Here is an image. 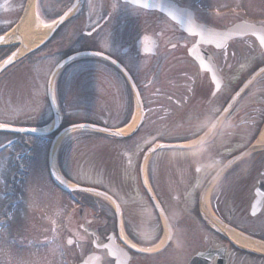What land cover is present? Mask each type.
I'll list each match as a JSON object with an SVG mask.
<instances>
[{
    "label": "flooded vegetation",
    "instance_id": "af4514ba",
    "mask_svg": "<svg viewBox=\"0 0 264 264\" xmlns=\"http://www.w3.org/2000/svg\"><path fill=\"white\" fill-rule=\"evenodd\" d=\"M28 1L38 24L64 15L11 73L44 78L49 121L51 77L49 136L138 118L126 138L98 133L80 180L0 142V264H264V0H20L18 15Z\"/></svg>",
    "mask_w": 264,
    "mask_h": 264
},
{
    "label": "rangeland",
    "instance_id": "374dc122",
    "mask_svg": "<svg viewBox=\"0 0 264 264\" xmlns=\"http://www.w3.org/2000/svg\"><path fill=\"white\" fill-rule=\"evenodd\" d=\"M20 4V0H0V31L4 30L5 27L7 29L10 27L9 31L15 30V20L18 16ZM38 26L43 27L44 22H41ZM14 43L19 47L17 39H15ZM23 62L24 59L18 61L19 64ZM17 67H14L13 64L0 72V88H2L0 93V124L16 127L42 125L49 121L51 117L45 97L44 78L38 77L33 79L29 77L26 81L25 78L24 80L22 78L16 79L11 73L12 71L13 73L16 72ZM97 117L96 115L87 113H68L64 115L66 122L75 120L94 121ZM104 117L109 123H114L111 115ZM10 137V134L0 132V142ZM19 138L37 144L38 161L41 162L42 160L41 163L44 164L50 140H40L38 136H23ZM99 141L101 140L98 134L87 129H79L65 134L56 147L58 164L60 163V158L61 165L66 168L70 176L76 180H80L82 171H94L96 169L95 150L100 143ZM12 148L15 147L12 146ZM68 165H70V168Z\"/></svg>",
    "mask_w": 264,
    "mask_h": 264
},
{
    "label": "water",
    "instance_id": "95a60500",
    "mask_svg": "<svg viewBox=\"0 0 264 264\" xmlns=\"http://www.w3.org/2000/svg\"><path fill=\"white\" fill-rule=\"evenodd\" d=\"M29 6H30V1H28V2H26L24 4L23 10H22V12H21V14H20V16L18 18V21H17L15 27H14L15 28V31L18 29V27L22 23V21L24 19V16H25V14H26ZM61 17H63V19H64V15H62L57 20H60ZM58 24H56L52 28L49 27L48 30H47L46 35L44 36V38H42L41 40H39L31 48H25L24 51H22V52H19L20 47L19 48H16L11 54H9L7 57H5L4 59H2L0 61V71H2L4 68L8 67L9 65H11L14 62H16L17 60H19L26 53L32 51L35 48L36 45L40 44L41 42H43L47 38V36L49 35V33ZM234 27L235 26L227 29L226 31H222L221 32V35H222V37H224V40H227L230 37H233L234 35H236L238 33L237 31L234 32ZM0 37L3 38L4 35H2ZM16 38L18 39V42L22 45V41H23L22 37L17 36ZM13 40L14 39H8V40L5 41L4 38H3L2 40H0V46L11 44ZM13 53H15L16 55L12 58V62L11 63H6V61L8 60V58L9 57H12V54ZM50 80H51V77L49 78V80L47 82V99H48V102H49L50 106L52 107V116H53V124H52V126L49 127V128H47V129H45V128L31 129V128H19V127L7 126L6 128H0V131L12 132V133H16V134H27V135H32V136H45V135H48L49 133H51L57 127L59 117H58V113L53 108V102H52L51 95H50ZM76 125H79V127H73V125L65 127L64 129H62L61 131H59L53 137V139L51 140V143H50V146H49V151H48V156H47V163H48V167H49L50 171L52 170V155H53V150H54V147H55V143H56L58 137L62 133H64L65 131L70 130V129H74V128H77V129H89V130H93V131L105 133V134H107L109 136H112V137L125 138L128 135H130L135 130V127H136V126L132 127L131 128L132 131H129L127 133H123L122 132V129H109V128H104L102 126H97V125L90 124V123H79V124H76ZM117 131H120L121 132V135H119V136H113V135H111V133H114V132H117ZM1 147L2 146H0V148ZM52 176L54 177L53 174H52ZM68 188L71 189V187H68Z\"/></svg>",
    "mask_w": 264,
    "mask_h": 264
},
{
    "label": "bare ground",
    "instance_id": "6f19581e",
    "mask_svg": "<svg viewBox=\"0 0 264 264\" xmlns=\"http://www.w3.org/2000/svg\"><path fill=\"white\" fill-rule=\"evenodd\" d=\"M49 27L44 26V27H40L37 24V21L35 19L34 13H33V3L31 2L25 16L24 19L22 21V23L20 24V26L18 27V29L15 31L10 30L9 32H7L4 35V40H8V39H15L17 36L22 37L23 41H22V45L20 46L19 52L24 51L25 48H31L36 42H38L39 40H41L42 38H44V36L47 33ZM138 118V113L135 112L132 120L122 128V132L123 133H127L129 132V129L133 127L134 123L136 122ZM46 128H49V126H47ZM74 129H70L65 131L56 141L55 144V148L57 146V144L59 143L60 139L67 133L71 132ZM53 167L55 169V171L57 172L56 169V165H55V161L53 159Z\"/></svg>",
    "mask_w": 264,
    "mask_h": 264
},
{
    "label": "snow or ice",
    "instance_id": "6c2138e0",
    "mask_svg": "<svg viewBox=\"0 0 264 264\" xmlns=\"http://www.w3.org/2000/svg\"><path fill=\"white\" fill-rule=\"evenodd\" d=\"M143 6H144L145 8H147V7H149V4L145 3ZM157 6H159V5H157ZM65 15H67V13H65ZM102 18H103V17H102ZM62 22H63V17H61L60 20L53 19L52 22H51V24H50V25H46V26L52 28V27H54L56 24H58V23H62ZM194 26H195V25H193V24L191 23V21H190V22H189V28H188V31H192V28H193ZM245 27L247 28L248 26L246 25ZM197 35H204V33H202V32H201V33H197ZM208 35H209V38H215V37H219L220 34H219V33H209ZM2 39H3V38L0 37V40H2ZM260 44H261L262 47H264V36H262V37L260 38ZM15 55H16V54L13 53V54H12V57H9L8 60L6 61V63H11V62H12V58H13ZM93 55H95V56H103V53H102L101 51H96V52L93 53ZM105 59H107V57H105ZM6 127H7L6 124H0V128H6ZM73 127H79V125H73ZM133 127H134V126H133ZM129 131H132V129L130 128ZM111 135H113V136H119V135H121V132H120V131H117V132L111 133ZM170 147H171L170 145L159 144V145H157L155 148L149 149V151L155 153V152H157V151H164V150H167V149H169ZM150 180H151V169H150V167H149V176H148V178L145 179V181H144V186L147 188V191H148L149 194H151L152 191H153L152 188H149V187H148V184H149ZM62 182H64V181H62ZM72 187H73V188H76L77 186H76V185H72ZM99 195H105V194L100 193ZM153 198H154V197H153ZM109 199H110V197H109ZM155 207L159 208V205L157 204V205H155ZM112 215H113L114 219H115V217H117L118 215H120V213H119V206H117V211H116V212H113ZM114 227H115V226H114ZM108 239L111 240V239H113V237H108ZM119 239L122 241V243H123V245H124L125 248H128V249H134V248H136V245L133 244V243H130V241L125 237L123 226H121V234H120V236H119ZM69 243H72V241H69Z\"/></svg>",
    "mask_w": 264,
    "mask_h": 264
}]
</instances>
